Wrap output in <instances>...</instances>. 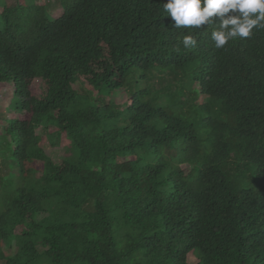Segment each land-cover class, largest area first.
Here are the masks:
<instances>
[{
    "label": "trees",
    "instance_id": "1",
    "mask_svg": "<svg viewBox=\"0 0 264 264\" xmlns=\"http://www.w3.org/2000/svg\"><path fill=\"white\" fill-rule=\"evenodd\" d=\"M165 3L0 0V263L264 264V30L216 49Z\"/></svg>",
    "mask_w": 264,
    "mask_h": 264
},
{
    "label": "clouds",
    "instance_id": "2",
    "mask_svg": "<svg viewBox=\"0 0 264 264\" xmlns=\"http://www.w3.org/2000/svg\"><path fill=\"white\" fill-rule=\"evenodd\" d=\"M163 11L176 29L212 26L213 18H218L220 23L211 31L216 49L237 38H249L254 30H264V0H167ZM229 13L232 15H226ZM182 44L186 49L193 48L197 40L193 35H184Z\"/></svg>",
    "mask_w": 264,
    "mask_h": 264
},
{
    "label": "rangeland",
    "instance_id": "3",
    "mask_svg": "<svg viewBox=\"0 0 264 264\" xmlns=\"http://www.w3.org/2000/svg\"><path fill=\"white\" fill-rule=\"evenodd\" d=\"M54 2V3H52ZM52 6L51 7V14L58 18L62 15L63 10L62 6L57 3V1H52ZM2 13V9L0 8V14ZM77 89L79 88V85L75 86ZM33 91L38 92L40 89V84L39 81H36L33 84ZM124 97V96H123ZM14 98V86L12 84H0V131L2 132L4 129L5 124H2L1 120L2 119H9L13 118L14 112L12 111L9 107L11 106V103ZM126 98V97H125ZM110 97L106 98V103H110ZM122 98L118 100V102L122 103ZM207 98L206 97H201L200 98V103H206ZM38 133L40 135L45 134L46 131L45 129H40L38 130ZM46 153L56 162L60 163L63 158H65L69 153H70V141L66 138H63L61 142L55 146H51L46 149ZM10 168L5 166L3 164L2 158H0V175H5L7 176L8 173H10ZM9 178V176H8ZM187 262L188 264H198L199 260L193 255V254H188L187 255ZM2 264V263H0Z\"/></svg>",
    "mask_w": 264,
    "mask_h": 264
}]
</instances>
